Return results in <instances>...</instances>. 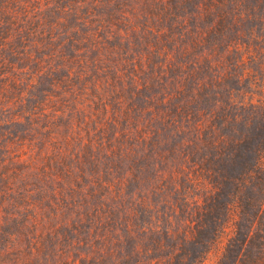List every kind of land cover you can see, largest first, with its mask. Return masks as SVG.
I'll use <instances>...</instances> for the list:
<instances>
[{
  "label": "trees",
  "instance_id": "trees-1",
  "mask_svg": "<svg viewBox=\"0 0 264 264\" xmlns=\"http://www.w3.org/2000/svg\"><path fill=\"white\" fill-rule=\"evenodd\" d=\"M0 264H264V0H0Z\"/></svg>",
  "mask_w": 264,
  "mask_h": 264
}]
</instances>
